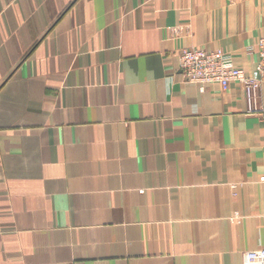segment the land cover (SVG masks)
<instances>
[{"label":"crops","instance_id":"0c3cea01","mask_svg":"<svg viewBox=\"0 0 264 264\" xmlns=\"http://www.w3.org/2000/svg\"><path fill=\"white\" fill-rule=\"evenodd\" d=\"M261 37L264 0H0V264L264 247V117L179 63L221 48L256 76Z\"/></svg>","mask_w":264,"mask_h":264},{"label":"built area","instance_id":"2783aa9c","mask_svg":"<svg viewBox=\"0 0 264 264\" xmlns=\"http://www.w3.org/2000/svg\"><path fill=\"white\" fill-rule=\"evenodd\" d=\"M175 31L176 29H172ZM258 61L255 65L257 75L246 73L234 65L231 56L223 49L208 50L199 47H186L179 53V63L186 82L199 85L216 83L226 91L229 85L237 82L244 92L245 114L264 117L262 87L264 84V37L257 41ZM264 181V176L260 178ZM242 264H264V247L243 252Z\"/></svg>","mask_w":264,"mask_h":264}]
</instances>
